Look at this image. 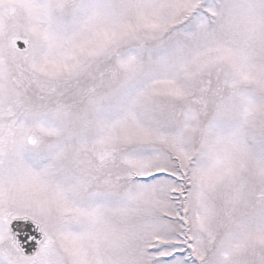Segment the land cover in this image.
Here are the masks:
<instances>
[{
	"label": "snow or ice",
	"instance_id": "obj_1",
	"mask_svg": "<svg viewBox=\"0 0 264 264\" xmlns=\"http://www.w3.org/2000/svg\"><path fill=\"white\" fill-rule=\"evenodd\" d=\"M0 264H264V0H0Z\"/></svg>",
	"mask_w": 264,
	"mask_h": 264
}]
</instances>
